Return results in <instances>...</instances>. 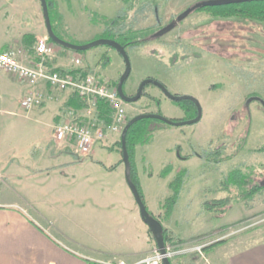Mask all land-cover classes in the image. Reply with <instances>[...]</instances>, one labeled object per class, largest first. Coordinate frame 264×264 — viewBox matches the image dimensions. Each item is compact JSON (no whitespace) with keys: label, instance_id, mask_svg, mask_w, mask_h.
<instances>
[{"label":"rangeland","instance_id":"374dc122","mask_svg":"<svg viewBox=\"0 0 264 264\" xmlns=\"http://www.w3.org/2000/svg\"><path fill=\"white\" fill-rule=\"evenodd\" d=\"M197 1L199 0H58V8L65 19L61 14L63 32L57 28L56 31L67 37V41L86 43L101 37L100 31L103 29L105 17L113 18L119 12L126 14V23L128 15L137 12L135 14L137 22L134 26L136 30L153 31L168 27L161 34H157L158 31L153 32L154 37L152 36L153 38L145 43L127 47L130 73L123 85L124 92L132 95L141 80L145 77H153L161 81L172 93L194 95L202 107L200 120L182 125V130L174 135L165 131L152 133L158 129V124H164L167 130L179 126L150 119L149 127L153 130L150 132L149 141L142 143V145L147 144L143 158L152 159L149 163L151 168L156 166L158 170L162 169L167 173L175 164L178 169L173 171L172 178L178 170L182 168L187 170V176L184 178L186 181L183 180L187 188L180 194L177 206L184 224L177 212L174 218L179 220L175 223L177 228L185 225L191 231L199 229L200 233L188 240L176 238H167V240L179 243L202 240L201 237L209 232L211 237L203 240L222 239L220 243L225 242V244L208 247V251L204 249L203 257L194 252L186 253L191 264H233L234 261L231 262L230 259L228 261L231 255H225L224 251H233V254H238L239 257L250 255L252 259L255 254H260L258 264H264V186L256 192L245 194L248 190L245 191L231 183L228 184V189H223L220 181L223 175L225 178L231 170L239 169L248 178L250 177L251 182L247 184V188L255 183L264 185V181H261L264 179V110L261 101L255 97L259 96L264 100V21H254L239 16L220 17L214 15L210 7L193 9L183 20H175L181 10ZM146 2L157 4V13L153 9L145 10ZM156 17L159 20H156ZM186 27L197 29L188 31ZM52 44L55 49L54 56L58 47L66 49L54 42ZM77 54L81 55L82 62L78 65L71 63V66L82 68L80 67L82 63H86L95 70V72L88 70L87 73L95 74L108 86L116 88V82L124 69V62L112 47L101 44L81 50ZM52 59L50 65L56 70L51 63ZM112 82H115V85ZM160 98L164 105L159 110ZM125 103H127L126 122L142 112H158L174 118L175 112L172 109L174 105L182 107L181 103L165 96L153 84L144 87L142 96L138 100L125 101ZM184 104L185 108L182 107L184 115L175 119H187L193 115L192 104L187 102ZM95 110L98 120L104 122L98 116L96 106ZM121 131L117 133L116 139L120 152ZM106 139L97 143L105 145ZM175 140L185 143V153L190 156L184 158L192 157L193 161L183 164L174 159L169 152ZM137 144L134 146L133 158ZM119 150L107 147L102 149L98 157L110 161V164L105 165L104 161L96 162L101 171L85 165L79 166L73 157L71 160L73 162L69 163L71 166L65 164L64 167H69V173L75 174V184L82 187L89 182L85 180L87 174L99 176L101 172H112L116 167ZM216 151H218L217 155H210L209 158L197 155ZM223 182L226 184L225 181ZM75 184L64 183L68 188ZM199 189L201 190L199 193L203 195L201 199L227 198L224 208L221 206L206 208L204 205L196 204L195 196ZM42 201L46 204L49 202L48 199ZM51 208L56 211L54 206ZM169 209L170 206L165 200L164 213L167 214ZM52 215L57 222L59 217ZM222 222L224 224L221 225ZM206 226L213 229L204 228ZM216 226L219 232L214 233ZM216 256H220L217 261L214 260Z\"/></svg>","mask_w":264,"mask_h":264},{"label":"crops","instance_id":"0c3cea01","mask_svg":"<svg viewBox=\"0 0 264 264\" xmlns=\"http://www.w3.org/2000/svg\"><path fill=\"white\" fill-rule=\"evenodd\" d=\"M56 3L58 8V0ZM58 11L63 15L59 8ZM38 37H47L40 0H0V52L12 46L19 60L31 64L36 59L33 44ZM74 57L82 59L77 52L58 47L51 63L55 68L72 69ZM80 67L95 72L86 63ZM39 87L46 94L44 102L23 108L19 100L28 89L26 82L0 69V264H110L118 258L137 260L156 242L125 180L117 133H107L106 144L96 142L86 156H78L73 146L57 144L53 139L54 124L77 101L69 88L60 90L44 82ZM161 99L159 110L164 105ZM172 109L174 118L184 115L182 107L174 105ZM157 127L152 133L165 131L174 135L182 130L181 126L173 130H167L164 124ZM141 145H136L133 159L136 182L147 210L161 221L167 238H193L200 233L199 229L191 231L185 225L177 228L175 222L179 219L174 218L175 212L179 213L184 224L177 206L180 194L187 188L185 182L167 214L163 210L164 201L174 193L170 182L177 175L172 178L178 166L172 164L167 173L156 166L151 168L152 159L143 158L147 144ZM184 145L175 140L169 152L183 164L193 161L192 157L184 158L190 156L186 155ZM104 147L119 150L115 169L99 176L87 174L85 180L89 182L82 187L75 184V174L69 173L65 164L75 158L77 165L101 171L96 162L104 161L98 157ZM65 182L75 186L68 188ZM197 191L195 202L202 206L203 195L200 189ZM45 199L47 204L42 201ZM51 213L59 217L57 222ZM210 237L208 232L201 238ZM223 253L231 255L228 261L236 264H258L260 255L255 254L252 259L250 255L239 257L233 251ZM187 255L174 256L171 264H191Z\"/></svg>","mask_w":264,"mask_h":264},{"label":"built area","instance_id":"2783aa9c","mask_svg":"<svg viewBox=\"0 0 264 264\" xmlns=\"http://www.w3.org/2000/svg\"><path fill=\"white\" fill-rule=\"evenodd\" d=\"M33 50L36 59L29 65L18 59L17 50L12 46L0 52V69L16 74L28 84V89L20 98V106L28 109L44 102L46 94L39 87L40 82L50 83L60 90L67 88L76 90L85 103L81 110L68 108L65 116L54 124L53 139L57 144L73 146L78 156H86L96 142H104L107 133H120L127 120L125 106L127 103L120 98L115 87L108 86L93 73H87L83 77L58 73L50 65L55 49L46 37L37 38ZM71 61L78 65L81 59L74 57ZM99 98L109 103L111 121L108 124L99 121L95 115L96 101ZM211 242L193 240L179 243L166 240L163 253L155 246L137 260L128 262L118 258L110 264H162L164 256L171 259L178 254L190 252L203 257L204 247Z\"/></svg>","mask_w":264,"mask_h":264},{"label":"trees","instance_id":"16d2710c","mask_svg":"<svg viewBox=\"0 0 264 264\" xmlns=\"http://www.w3.org/2000/svg\"><path fill=\"white\" fill-rule=\"evenodd\" d=\"M46 1H47V5H48V11H49V15H50L51 25H52L54 32L60 38L67 40V38H65L64 35L62 36L60 33H58L56 31V28H57L63 32L62 15L57 9L56 0H46ZM144 5L146 8L145 10L149 11L153 8V4H151L149 2H146ZM209 7L212 10V12H214L215 14H219L220 16H223V17H230V16L237 17V16H239V17L244 18V19H252L254 21H264V0H250V1H244V2L227 3V4H222V5L208 6V8ZM198 8H201V7H197L195 9H198ZM92 11L96 14V12L94 10H92ZM135 14H137V12H134L130 16L127 23L125 22L126 14H124L123 12L122 13L119 12L113 18L107 19L105 17V19L103 20L104 29L102 32H100V36L113 38V39L117 40L119 43H121L126 49H127V47H131L134 45L136 46V45L147 42L149 39L153 38L154 35L150 34V31H147V30L137 31L136 29H134V26L137 22V20L135 18ZM47 40L50 43L53 42L50 39V37H48V36H47ZM66 49H68V48H66ZM74 51L79 52L81 50H74ZM55 69L60 74H63V75L72 74L74 77H77V76L82 77L83 75H85L88 72L87 67L72 68V69H63V68H55ZM112 84L115 85V82H112ZM71 97L75 98L77 101L76 104H74L73 102L71 103L72 107L82 108L84 106L85 103L81 99V97L79 96L77 91H73ZM177 102L181 103L182 107H184L185 102L191 103L189 100H181V101H177ZM96 109H97L98 116L101 119H103L105 124H108L111 121V109L108 106L107 101H105L104 99H98L96 102ZM263 110H264V107H263ZM189 117H192V115H190ZM173 119H175V118H173ZM150 122H151L150 118L140 119V120L136 121L134 124H132L128 128L127 133H126V145H127V150L129 153V159H130V164H131V176H132V180L134 181V183L137 186V189L140 193L141 198H142V195H141L140 187L137 184L136 178H135L136 169H135L134 162H133V150H134L135 144H137V143L142 144V143L149 141L150 132H151V130H153L152 128L149 127ZM119 145H120V141H119ZM210 155L216 156L217 153H215V152H212L210 154L204 153V155H200V157L209 158ZM169 169H171V167ZM186 174H187V170L185 168H182L178 171L177 175L170 182V185H171L174 193L166 199L168 206H171L173 201L177 197L179 190L185 181L184 177ZM223 176H222L223 179L221 178V180H220L222 182L221 185H222L223 189H228L229 188L228 184L231 183L232 185L234 184L240 188H243L245 191L248 190V191H246L247 193L245 192V194H251L253 192H256L262 186H264L262 183H255L253 186L247 188V184L249 182H251V181H249L250 177L248 178L247 175H245L239 169L231 170L230 172L227 173L225 178ZM223 181H225L226 184ZM226 203H227V198H225V197H220V198L216 197V198H211V199L205 198L202 201V205H204V207H206V208H211L212 206L223 207ZM163 236H164V241H166L167 235H166L164 228H163ZM221 241H222V239L212 241L211 243L207 244L204 247V249H207L208 247H211L217 243H220Z\"/></svg>","mask_w":264,"mask_h":264},{"label":"water","instance_id":"95a60500","mask_svg":"<svg viewBox=\"0 0 264 264\" xmlns=\"http://www.w3.org/2000/svg\"><path fill=\"white\" fill-rule=\"evenodd\" d=\"M244 1H250V0H199V1L195 2L194 4L190 5L189 7H187L186 9H184L178 15V19L183 18L190 11H192L193 9H195L197 7L222 5V4H227V3H237V2H244ZM40 3H41V7H42L45 27H46V31H47V36L50 37V39L54 43H56L60 46L69 48L71 50H86V49H89L93 46L104 44V45H108L109 47H112L113 49H115L120 54V56L122 57V60L124 62V69H123L122 73L120 74V76L116 82V90H117L119 96L123 100H125L126 102H134V101L138 100L142 96L144 87L147 84L151 83V84H154V85L160 87L162 92L164 93V95L167 96L168 98L175 100V101L189 100L192 103H194V105L196 106L197 111H196L195 116H193L191 118H187V119H173V118H169L167 116H164L163 114L158 113V112L138 113V114L132 116L126 122V124L124 125V127L121 131V135H120L121 159H122V162L124 164L125 180H126L128 186H129V188H130V190H131V192L135 198L137 205H138L141 218L148 225L149 230H150V232H151V234H152V236L156 242L157 248L159 249L160 252L163 253L165 251V248H164L165 241H164V236H163L162 223L157 217L150 214V212L147 210V208H146V206H145V204H144V202L140 196V193L137 189V186L134 183V181L132 180L131 164H130V159H129V153L127 150V145H126V133H127L128 128L132 124H134L136 121L143 119V118L157 119V120H160L164 123H168V124L175 125V126H182L185 124L195 123V122L200 120L201 115H202V108H201L200 102L192 94L172 93L171 91H169L166 88V86L161 81H159L153 77H145L138 84L136 92L134 94H132V95L126 94L124 92V89H123V84H124L126 78L128 77V75L130 73V59H129V55H128V52L126 51L125 47L121 43H119L117 40H115L113 38H108V37H98V38L90 40L86 43H73V42L67 41L63 38H60L58 35H56V33L54 32V30L52 28L47 1L46 0H40ZM167 29H168V27H165V28L159 30L157 32V34H161L164 31H166ZM261 104L264 107V100H261ZM162 264H171V259L164 256L162 258Z\"/></svg>","mask_w":264,"mask_h":264},{"label":"flooded vegetation","instance_id":"af4514ba","mask_svg":"<svg viewBox=\"0 0 264 264\" xmlns=\"http://www.w3.org/2000/svg\"><path fill=\"white\" fill-rule=\"evenodd\" d=\"M213 6H214V5H213ZM188 7H189V6H188ZM206 7H208V6L201 7L200 9H202V8H206ZM152 9L155 11V13H157V4L153 3V8H152ZM185 9H186V8H185ZM182 11H183V10H181V12H182ZM181 12H180V13H181ZM211 12H212V10H211ZM180 13H179V14H180ZM212 13H213L214 15L220 16L219 14H215L214 12H212ZM124 14H125V13H124ZM179 14L176 15V17H175L176 19H175V20L180 21V20H183V18L185 17V16H184L183 18L178 19V15H179ZM188 14H189V13H188ZM127 15H128V14H127ZM215 17H216V16H215ZM220 17H223V16H220ZM231 17H235V16H230V17H225V18H231ZM110 18H111V17H110ZM129 18H130V16L128 15V19H129ZM156 20H159V18L156 17ZM171 26L173 27V24H171ZM103 29H104V24H103ZM103 29H102L100 32H102ZM194 29H197V28H188V27H186V30H188V31H189V30L192 31V30H194ZM159 30H161V29L159 28ZM159 30H158V28H157L156 30L150 31V34H153V32H156V31H159ZM137 31H139V30H137ZM147 31H149V30H147ZM125 49H126V48H125ZM150 84H151V83H150ZM123 85H124V84H123ZM153 85H154V84H153ZM155 86H156V85H155ZM157 87H158V86H157ZM158 88L161 90L160 87H158ZM124 91H125V89H124ZM161 91H162V90H161ZM162 93H163V92H162ZM163 94H164V93H163ZM249 97H251V96H249ZM249 97H248V98H249ZM255 97H256L257 100H259V101L263 100V99L260 98L259 96H255ZM248 98H247V99H248ZM190 102H191V101H190ZM191 104H192V106H193V112H194L193 115H192V117H193V116H195L197 110H196V106L194 105V103L191 102ZM201 108H202V107H201ZM215 153H218V151H216ZM196 154H197V153H196ZM197 155L200 156V154H197ZM261 181H264V179H262Z\"/></svg>","mask_w":264,"mask_h":264}]
</instances>
